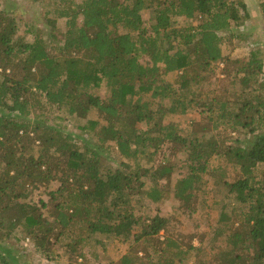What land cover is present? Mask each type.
I'll use <instances>...</instances> for the list:
<instances>
[{
    "label": "trees",
    "instance_id": "1",
    "mask_svg": "<svg viewBox=\"0 0 264 264\" xmlns=\"http://www.w3.org/2000/svg\"><path fill=\"white\" fill-rule=\"evenodd\" d=\"M75 1L51 0V14L65 20L60 38L52 37L60 45L52 47L39 37L26 42L0 12L4 237L21 225L25 237L39 242L36 252L47 257L43 241L51 234L56 242L69 240L66 245L75 250L82 238L66 235L77 222L89 235L132 239L145 247L142 257L125 255L119 264L181 262L178 251L174 255L154 245L167 219L136 213L137 198L143 193L157 204L161 193L172 191L179 208H191L216 157L239 171L234 182L222 186L224 199L236 203L242 230L225 235L228 248L219 249L215 264H264V181L254 175L264 165V62L254 53L231 59L222 52L225 32L249 19L248 5L242 0ZM258 9L264 21V0ZM146 11L148 23L142 19ZM49 24L54 29L53 21ZM216 72L237 89L205 99L203 87ZM174 73L178 78L169 80ZM38 107L85 121L81 133L75 137L48 125ZM94 111L98 119L90 120ZM188 112L204 114L207 123L181 128L171 122ZM240 129L248 139L236 145L231 134ZM163 149L170 152L165 162L141 168V160L151 162ZM113 150L125 162L112 166ZM180 155L184 175L171 189L168 181L178 167L169 158ZM144 179L152 183L149 191ZM53 182L59 186L48 194L54 219L47 222L26 201L30 192Z\"/></svg>",
    "mask_w": 264,
    "mask_h": 264
},
{
    "label": "rangeland",
    "instance_id": "2",
    "mask_svg": "<svg viewBox=\"0 0 264 264\" xmlns=\"http://www.w3.org/2000/svg\"><path fill=\"white\" fill-rule=\"evenodd\" d=\"M242 1L248 5L249 19L242 26L233 27L225 32L222 44L223 55L231 59H245L254 53L264 62V21L258 9L261 0ZM75 2L80 3L79 0ZM51 11V0H0V12H4L16 25L17 35L24 37L28 43H32L35 37H39L47 42L48 46L60 45L58 41L53 42L52 37L55 36L56 40L60 38L65 31V20H56ZM149 18L150 14L147 11L142 12L145 23H148ZM49 20L53 21L54 29L50 28ZM77 22L80 23L81 18ZM222 67L223 64H219L218 68ZM178 75L177 73L170 75L169 80L174 81ZM261 80L264 83V71ZM208 82L209 84H205L201 92L205 99H209L212 95L228 94L237 89L230 79L218 72L214 73ZM99 95L103 96L104 91H99ZM188 97H190L189 93ZM29 99L32 100L31 97ZM37 109L44 110V116H46L43 117L48 125L55 126L75 137L81 133L78 131L79 126L85 124V121L67 117L56 109L47 110L42 107ZM89 119H98L95 111L90 113ZM171 122L177 123L181 128H189L192 122L207 123L205 115L197 112H188L179 119L174 117ZM138 127L140 130L145 129L144 124ZM231 136L234 137V144L248 139L246 132L241 129L237 134L232 133ZM169 154L168 150L163 149L152 158L151 162L141 160L139 164L142 169H154L165 162ZM110 157L109 161L112 159L116 161V164H111L112 166L120 161L125 162L115 150L110 152ZM169 160L178 167L174 176L168 181V186L172 189L175 181L184 175V170L180 169L184 165V157L180 155ZM254 172L256 180L264 181V165H259ZM238 173V169L232 163L224 158L214 157L210 161V173L202 177V181L197 186V199L189 209L179 208L178 202L172 197V191L161 193V201L157 204L150 202L143 193L139 195L136 213L143 217L158 216L167 219V228L159 234L157 239L159 242L154 245L162 246V249L174 255L178 251L182 261L179 262L176 259L175 264H198L201 261L215 264L214 260L219 249L227 250L225 247L228 248V244L224 243L225 235L239 233L242 230V218L236 210V203L232 199H224L222 186L225 182L226 184L234 182ZM143 181L144 190L151 189V181L147 179ZM165 183L166 181L161 182L159 186H164ZM58 186L57 182L47 187L42 186L30 192L26 201L27 204L35 207L47 222H52L54 219L48 194L55 191ZM14 215L15 211L12 217ZM0 231L2 235L0 264H119L120 259L125 255L132 259L142 257V249H145L141 243H134L132 239L127 242L121 239L110 241L101 235H89L83 224L75 222L66 235L72 240L82 238L75 250L72 251L70 246L66 245L69 240L60 239L56 242L51 234L47 240L43 241L42 249L45 246L49 248V255L45 257L36 252V249L41 247L37 245L39 242L30 239L29 236L25 237L21 225L17 226L8 238L4 237L6 234L3 230L0 229ZM167 244L169 247H165ZM168 253L165 255L169 256Z\"/></svg>",
    "mask_w": 264,
    "mask_h": 264
}]
</instances>
